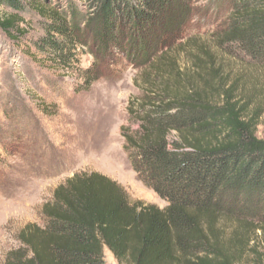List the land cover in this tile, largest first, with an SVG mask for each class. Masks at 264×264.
Instances as JSON below:
<instances>
[{"label":"trees","instance_id":"obj_1","mask_svg":"<svg viewBox=\"0 0 264 264\" xmlns=\"http://www.w3.org/2000/svg\"><path fill=\"white\" fill-rule=\"evenodd\" d=\"M81 1L84 10L74 0L65 9L51 0H0L7 11L0 31L20 43L21 16L36 13L41 34L24 53L62 76L74 73L77 93L99 78L100 57L109 64L123 52L139 65L122 148L138 180L167 205L131 201L100 172L76 173L42 205L43 222L19 230V245L2 264H106L105 249L117 264H239L259 253L264 139L256 130L264 86L230 81L216 58L242 56L264 71V0H218L225 13L211 44L185 38L166 47L161 38L181 30L186 15L178 12L188 0ZM139 33L148 38L133 56ZM86 52L94 60L84 68Z\"/></svg>","mask_w":264,"mask_h":264},{"label":"rangeland","instance_id":"obj_2","mask_svg":"<svg viewBox=\"0 0 264 264\" xmlns=\"http://www.w3.org/2000/svg\"><path fill=\"white\" fill-rule=\"evenodd\" d=\"M67 1L51 0L61 9L66 8ZM74 2L86 9L84 1ZM224 4L188 0L178 12V16L186 15V21L179 32L162 36L163 47L185 38L211 44L221 30ZM2 14L7 11L0 6ZM21 18L24 36L20 43L10 41L0 31V264L8 251L19 245V230L26 223L41 224L42 205L59 184L76 173L100 172L119 183L131 201L167 205L138 180L122 148L120 127L127 119L128 101L138 93L134 79L139 65L123 52L109 64L106 56H99V78L88 91L77 93L73 89L78 80L74 73L68 71L62 76L24 53L31 39L41 34L40 18L27 11ZM145 38L144 33L133 38L131 55L138 45L142 47L141 39ZM93 60L86 52L80 65L85 68ZM246 62L242 56L218 54L216 58V65L229 74L230 81L239 79V85L263 91L264 71ZM256 135L264 139V114ZM255 245L259 253L245 254L239 264H264V246L257 241ZM104 255L106 264H117L107 249Z\"/></svg>","mask_w":264,"mask_h":264}]
</instances>
